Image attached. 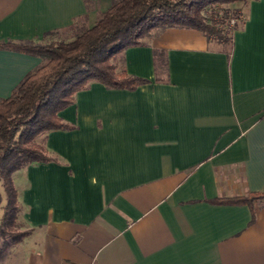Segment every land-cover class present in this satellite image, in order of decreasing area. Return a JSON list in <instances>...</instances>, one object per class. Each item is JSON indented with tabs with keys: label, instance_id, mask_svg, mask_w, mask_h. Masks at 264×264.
I'll return each mask as SVG.
<instances>
[{
	"label": "crops",
	"instance_id": "0c3cea01",
	"mask_svg": "<svg viewBox=\"0 0 264 264\" xmlns=\"http://www.w3.org/2000/svg\"><path fill=\"white\" fill-rule=\"evenodd\" d=\"M110 5L0 0V43H42L82 15L92 26ZM234 6L244 14L229 47L166 28L124 53L126 71L148 83L92 82L59 113L75 128L45 133L58 161L14 173L39 232L23 242V264H264V198L212 202L264 191V0ZM154 48L167 82L155 80ZM40 63L0 48V98Z\"/></svg>",
	"mask_w": 264,
	"mask_h": 264
},
{
	"label": "trees",
	"instance_id": "16d2710c",
	"mask_svg": "<svg viewBox=\"0 0 264 264\" xmlns=\"http://www.w3.org/2000/svg\"><path fill=\"white\" fill-rule=\"evenodd\" d=\"M98 1L84 0L87 10L94 9ZM236 1L239 0H111L105 11L98 12L94 25L87 26L86 15H82L72 24L47 33L54 38L70 31L71 39L0 43V48L41 59L9 96L0 98V237L4 239L0 254L28 234L19 230L21 208L13 175L31 164L58 161L37 138L49 131L75 128L59 115L73 105L75 95L92 82L106 89L130 91L148 83V79L126 71L124 53L128 48L144 46V38L166 28L197 30L208 41L229 47L239 24L228 27V10L222 5ZM117 57H121L123 65L119 70L112 63ZM153 66L155 80L167 82L164 50L153 49ZM263 198L261 191L212 202L252 206Z\"/></svg>",
	"mask_w": 264,
	"mask_h": 264
},
{
	"label": "rangeland",
	"instance_id": "374dc122",
	"mask_svg": "<svg viewBox=\"0 0 264 264\" xmlns=\"http://www.w3.org/2000/svg\"><path fill=\"white\" fill-rule=\"evenodd\" d=\"M243 1L239 0L236 1L232 4H224L222 5L223 8L228 10V15H227V24L229 28H233L235 27L237 24H240L242 22L243 19V10H240L238 8H236L234 5H238L241 4ZM98 13L96 15V19H97ZM87 26H91V23H87ZM71 32L70 31H66L65 33H63L61 36H56V37H51L48 40H44L42 43H48L51 40L55 41L57 39H71L72 37H70ZM69 36V37H67ZM147 37L144 38V41H147ZM112 63L114 65H116L117 70L122 68V61H121V57H117L115 60L112 61ZM44 135H41L37 138V142L40 144H44ZM14 183L15 186L18 189V192H20V208H21V213H20V221L22 222V226L19 228L20 231H28V234H26V236L23 238V240L19 243L13 244V245H9L7 246L2 254H0V264H23V256L25 254V249H24V244L23 242H29V239L33 236L32 238L33 240L38 239V233L39 232H32L31 233V228L29 227V224L25 218V210H24V206H23V194H24V189L26 186V180L24 178V172H19L17 174H14ZM15 231V230H14ZM31 234V236L29 237V235ZM8 242H11L10 237L8 238ZM4 243V239L0 237V248L3 246Z\"/></svg>",
	"mask_w": 264,
	"mask_h": 264
}]
</instances>
